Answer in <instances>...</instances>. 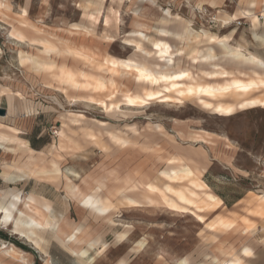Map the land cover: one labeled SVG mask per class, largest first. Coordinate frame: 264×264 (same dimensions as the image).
Returning a JSON list of instances; mask_svg holds the SVG:
<instances>
[{
	"label": "rangeland",
	"instance_id": "rangeland-1",
	"mask_svg": "<svg viewBox=\"0 0 264 264\" xmlns=\"http://www.w3.org/2000/svg\"><path fill=\"white\" fill-rule=\"evenodd\" d=\"M246 6V0H0V108L6 109V113L0 115V132H12L11 128H16L12 126L14 123L21 128L20 132L16 128L17 142L39 135L37 145L40 147L39 151L24 152L17 148L4 152L0 146V170L5 161L22 165L29 157L37 156L50 168L53 160L64 171L58 177L43 178L52 183V186L45 185L47 190L54 185L58 191H64L65 175L77 185L94 186L87 193L93 204L82 205L98 216L117 209L111 191L114 194L119 189L140 191L137 195L143 208L125 213L127 220L140 221L135 233L142 238L131 249L141 250L138 264H153L157 260L164 263L167 252L191 250L198 245L209 251L239 250L244 244L260 251L253 261L247 262L264 264L261 252L264 215L254 213L256 202L248 201L250 191L264 193V106L237 110L253 100L259 102L264 96V84H260L264 81V45L253 37L254 28L248 16H237L231 22L221 20V15L237 14ZM248 9L250 11L246 12H254L259 19L255 30L263 33L264 0H256V5ZM187 25L194 31H202L206 37L211 33L223 36L235 31L232 43L243 42L250 51L247 57L253 62V78L244 83H254L251 97L242 94V87L230 86L229 81L210 80L214 58L224 53L217 40L208 42L203 37L201 43L202 51L213 48L212 58L191 60L182 54V35ZM15 29H19L23 37L12 34ZM43 40L60 52H43ZM152 41L160 46L167 42L168 54L162 56L158 52L160 46L153 45ZM66 48L70 50H64ZM20 53L53 62L55 67H68L77 72L80 82L98 77L105 81V88L102 91L90 90L91 86L62 89L48 73L28 63L21 65ZM231 57L235 65L239 64V54ZM103 62L107 65L143 64L156 79L136 80L131 69L105 70ZM181 71H189V75L174 79L172 84V79L167 77ZM81 73L90 77L84 78ZM236 82L240 81L234 84ZM196 85L216 90L211 93L187 91L189 86ZM146 92L154 95L141 102ZM67 126L73 131H67L68 134L80 144L79 148L65 142L59 134V130L68 129ZM52 145L60 147L56 151L58 156L53 155L55 150L54 153L48 151ZM184 165L205 181L210 194L223 200V205L205 214V220L225 215L235 219L227 222H237V227L222 233L218 242H214L205 225L197 221V212L171 213L163 208L155 194L151 196L155 200L151 208L141 193L142 186L136 184L137 181H156L160 186L163 183L161 172ZM69 171H79L78 176L72 179ZM111 176L116 179L109 180ZM118 179H122V183L116 184ZM36 180V177L31 178L29 185L36 184ZM99 180L106 181V186L111 188L104 193L96 183ZM25 182H7L0 176V189L20 188ZM15 191L14 203L23 196ZM27 195L39 201L34 195ZM8 205L11 210V204ZM214 205L210 204L209 209ZM3 217L0 209V232L10 233L16 244L23 245L33 255L29 256V264H45L28 240L12 234ZM110 222L114 223L111 219ZM246 224H252V229H243ZM221 230L226 231L222 226ZM81 231L79 226L77 236ZM126 234V231L118 233L117 240L124 239ZM201 234L206 236L198 238ZM46 236L50 240L53 233L48 231ZM89 243L92 248L97 241ZM62 244L70 249L67 243ZM105 248L103 245L97 255ZM87 253L85 249V255ZM5 260L0 254V262L5 263ZM118 264H125V260Z\"/></svg>",
	"mask_w": 264,
	"mask_h": 264
},
{
	"label": "bare ground",
	"instance_id": "bare-ground-1",
	"mask_svg": "<svg viewBox=\"0 0 264 264\" xmlns=\"http://www.w3.org/2000/svg\"><path fill=\"white\" fill-rule=\"evenodd\" d=\"M246 2H247L246 9L251 7V6L256 5V0H246ZM246 9L243 11H240L239 12L240 15L248 16L251 19V23H252L253 27L258 26L260 24L258 17L254 14V12H246V11H250L249 9L248 10H246ZM262 16L264 19V13ZM221 20L230 21L231 19L230 18H222ZM255 32L253 33L254 38L258 39L260 43H264V34L258 35ZM11 33L15 34L16 37L17 36L20 38L23 37L22 32L19 29H15ZM171 33L174 35H179L178 32H176V33L171 32ZM203 37H206V35H204V33L202 31H194L190 27V25H187L184 32H183V35H182V38L184 40L183 46L181 48L182 54L186 55V57L190 58L191 60H197L200 58H206V59L212 58L214 56L212 47H207L206 50H203V51L201 49V43L203 42ZM218 37L219 36L216 35L215 33H211V34H208L206 38H207V41L210 42L212 40H216ZM43 42H44V40H43ZM152 44L160 46L159 43L156 41H152ZM43 46H44L43 52H45L46 54H51V53L58 54L60 52L51 43L44 42ZM168 48H169V44L167 42H163V45L160 46V49L158 50V52L161 53L162 56L165 57V54H168V52H169ZM64 50L69 51L70 49L66 48ZM167 58H168L169 62L172 61L171 57H167ZM45 59H49V57L48 58L45 57ZM88 59H90V58H88ZM19 63L21 65H25L28 63L31 66H33L35 69H37L39 71H43V72L48 73L49 75L53 76L54 80L57 82L58 86L62 89L69 88V87H71V88L72 87H74V88L75 87H77V88H88V86H91L90 90L102 91L103 88H105V83H104L105 81L100 80L98 77L92 78L93 80L91 79L90 81L88 79H85L84 82H80V80L76 74L77 72L75 73L71 69H69L68 67H65V66L55 67L54 66L55 64H53V62H50V61L43 62L42 59H40V58H34V57L20 53ZM102 65L106 66L105 70H112V71L131 69V71L134 75V78L136 80L137 79H144V80L153 81L156 79L153 77V72L151 71V69L148 66H145L143 64H139V63L130 64V63L121 62L120 64L107 65L103 62ZM169 68H170V66H169ZM86 74L81 73V76L84 78L90 77ZM188 75H189V71H181V72L173 74L167 78L172 79L171 83L173 84L175 82L174 79L184 77V76H188ZM253 84H247V85L236 84V85H234V87L248 88V87H251ZM260 84H264V81H261ZM187 91L188 92L203 91V92L211 93V92L215 91V88L211 87V86H207V85H205V86L196 85V86H189L187 88ZM152 95H154L153 92H146L143 95V97L141 98V102L147 101V99ZM255 102H258V100H253L250 103H255ZM259 102H264V96L262 99L259 100ZM220 108H222L224 110L229 109L228 107H222V106ZM67 128L68 129H65L64 127H62L59 130V134L65 140V142L66 141L69 143L71 142L77 148H79L80 144H78L75 140H73L71 138V136L68 134V132H73V131L70 129V127L67 126ZM11 131L12 132H10V133L2 132V131L0 132V146L2 147L4 152H11L13 150H16L17 148L20 149L21 151H24V152L34 151L27 145V143L25 141L17 142L18 140L15 137L16 133H17L16 128H11ZM14 144H15V146H14ZM135 146H137V145H135ZM59 148L60 147H56V145L55 146L52 145L49 147L48 151L50 153H54L53 150H55V153L53 155L58 156V153L56 151H59ZM40 159L37 156L36 157L35 156L29 157L28 162L25 164H22V165H15L12 163H7L5 161L3 163V168L0 171V176L3 178V180L13 183L16 181L28 179V178L33 177V176L37 177V178H55V177L62 175L63 169L61 170L60 166H58V163L51 160L50 161L51 162L50 168H47L45 165L42 164V162H41L42 160H40ZM169 160H170V157L166 159V161H169ZM67 171H66V173H67ZM69 172L71 174H73V176H72V179H73L74 176H78L79 171L77 173L74 171H69ZM79 175H80V173H79ZM160 175H161V178L163 180V183L160 186L158 185V183L156 181L155 182L149 181V182H145V183H143L141 181H137L136 184H139L142 186L141 193L144 194V197L146 199V201H145L146 203H148L150 205L153 204L155 202V200L152 199L151 196L153 194H155L159 200L158 202L166 210H169L170 212L182 213V212L188 211L190 213L193 212V214H195L198 209H202L204 207L210 206V204H211L210 201L214 197L212 194H210L208 192L209 186L202 179H200L198 177L196 172L191 167L184 165V167L178 168L176 170H172L170 172L163 171V172H161ZM65 178H66V189H67V193H68L69 197H71L72 199H76L81 204L88 205L89 203L90 204L92 203L88 194L83 193L80 190V188L78 187V185L72 182V180L68 177V175H65ZM115 179L116 178L115 177L113 178V176L109 177V180H115ZM122 181H123L122 179H118L116 184L122 183ZM105 182L106 181H104V180H99L96 183L99 184V186L101 188H103L105 191H108L110 189V187L108 188L106 186ZM14 191H9L8 193H4V194L0 195V209L3 210V213H4L3 218H5L6 225H9V228L13 234H17V235H20L21 237H24L26 240H28L30 243H32L37 248H41V241L44 238V237H42V235L45 233V231H48V230L52 231L53 235L55 237H57L62 242L67 243V244H69L70 242H77L80 240L81 237L79 238L77 236V232L79 231V226L75 227L74 230L71 231L70 233L64 235V237H61L60 236L61 231L59 232L58 222L55 221L56 218L54 220V219H51L52 217L51 218L49 217L50 216L49 213L51 210L50 205L46 204L43 206H41V205L39 206V205L35 204V202H36L35 199L30 195H24V196L18 197L16 199V203H14V201H15V198H14L15 195L13 193ZM122 191H124V190L119 189L117 191V193L122 192ZM123 199L125 200V203L127 205H134V204L138 205V204L142 203L141 201L134 199L128 195H124ZM104 202H105V200H104ZM8 203L11 204V208H12L11 210L9 209V205L7 206ZM95 204H98V203H95ZM106 204H108V202ZM20 206H22V208ZM93 206H95V205H93ZM162 206H161V208H162ZM114 208H116V207H113V209ZM153 208H154V204H153ZM217 218H219V217L217 216ZM207 225L210 226V223ZM0 226H1V222H0ZM222 227L225 228L226 232L232 231L237 227V222L231 223V222H227L225 220L222 223ZM243 229H245L246 231H249L246 227H244ZM120 239H122V238H120ZM44 240H45V238H44ZM71 251H72V253L74 252L77 255L85 256V249H79V250H72L71 249ZM0 254L7 256V257H10V258H13V259H16L17 261H20L24 264H29L28 258H27L28 254L26 255L23 251H20L19 249H17V247L15 248V246L12 244L0 242ZM40 254H42V253H40ZM225 260L226 259L219 260L218 264H225ZM49 261L50 260H46L45 263L49 264ZM231 262H232V260H231ZM87 264H91V260H89V262ZM177 264H182V260H179Z\"/></svg>",
	"mask_w": 264,
	"mask_h": 264
},
{
	"label": "crops",
	"instance_id": "crops-1",
	"mask_svg": "<svg viewBox=\"0 0 264 264\" xmlns=\"http://www.w3.org/2000/svg\"><path fill=\"white\" fill-rule=\"evenodd\" d=\"M221 16L222 18H230L231 20H234L236 19L237 16H242V15H240V13H237L234 15L223 14ZM221 23L226 24L228 22H221ZM257 27L258 26L253 27L254 30L252 32V35L256 31L255 29ZM234 33L235 31L233 30L228 34L219 36L220 38L218 37L216 39L217 41L215 42L221 45L222 51L224 53L220 55L219 58L216 57L214 58V63L212 64L213 69L211 72L210 80L224 81V82L229 81L232 83L230 86H234L236 84L247 85L244 83L249 82L251 78H253V73L251 70L253 66V62L247 57L248 52L250 51L247 50V47L243 42L232 43V41L235 39ZM255 33L258 34L257 31ZM262 34H264V32L258 35H262ZM259 44L264 45V43H260V42ZM234 53L239 54L241 56V58L237 60L239 62V64L237 65L234 64V60L231 57ZM234 81H240V82L238 83L236 82L234 84ZM225 88H227V86ZM253 89L254 86L243 88L242 94L246 97H251L252 96L251 92ZM263 104L264 102H255L252 104L249 103L247 105L245 104L239 106L237 110L254 108L257 106H264ZM5 113H6V109H5ZM12 126L16 127L20 132L21 128H19V126L14 125V123ZM38 138L39 135H32L23 140L26 141L27 145L32 150L39 151L40 147L37 145ZM31 178H35V177L33 176L28 179H25L26 182L20 188L8 187L7 190L0 189V195L14 190L20 191L21 195L23 196L27 194L34 195L37 199H39V201L35 200L36 201L35 204L39 206L40 205L43 206L46 204L50 205L51 210L49 213L50 215L49 217L50 218L52 217L51 219L54 220L56 218L55 221L58 222L59 232L61 231L60 232L61 237H64V235L73 231L74 228L77 226L82 227L81 233L78 234L79 238L81 237L80 240L77 242H70L68 244L69 248L72 250L88 249V253L85 256L77 255L74 252L72 253V251L66 248L62 244L61 240H57L54 237V235L53 238L48 240L46 236V232H48L49 231L48 230L45 231V233L43 232L44 234L42 235V237H44L45 240L43 238V240L41 241V248H37L32 243H30L33 246L32 249L38 254L39 259L42 262L45 263L46 260H50L49 264H84L85 262L92 259L91 264H118V262L123 259L125 260V264H138L137 262L141 257V250H131V249L135 246V243L142 238L140 235L135 233V228L138 224H140L139 223L140 221L136 220L135 218H133L132 220H127V218H125V213L140 211L141 208L143 207V203L138 205L136 204L127 205L123 203L122 200L124 195H128L134 199L141 201V198L137 195L140 193V191L124 190L122 191L123 193L118 192L116 194H114V191H111L112 192L111 199L116 204L117 209L110 214L108 213L107 214L108 216L107 215L98 216L91 213L87 207L83 206L76 199H72L71 197H69L66 188L64 191H58V189L53 185L51 189L47 190L45 185L51 184L52 186V183L43 178H37V177H36L37 178L36 184L29 185ZM78 187L83 193H89L94 188V186L83 187L81 185H78ZM107 187L109 188L110 186L107 184ZM15 192L16 191H14L13 193ZM103 192L105 193L106 191ZM213 197L214 198L210 202L211 204L215 203L216 205H214V207H211V209H209L208 207L198 210L197 221L204 225L206 224L205 229L207 228L206 230L209 233L208 236L214 237L215 238L214 242H218L220 241V237L224 235L222 233L226 232L221 230L222 223L225 220H235V219L229 218L225 215H219L218 216L219 218L216 217L215 219L206 221L205 220L206 213L213 211L218 207H220L221 205H223V200L219 196L214 194ZM248 201L256 202V207L253 210L254 213L262 216L264 215V193L256 194L255 192L250 191ZM151 206L153 205H150V207ZM20 207L22 208V206ZM110 219L113 220L114 223H111ZM242 220L247 222L246 218H242ZM209 223L210 226L207 225ZM245 227L248 230H251L252 224H246ZM123 231H126L127 234L124 239L118 241L117 234ZM11 236L12 235H10V233L0 232V242H5L7 244L14 245L15 247L23 251L26 255L28 254L27 258L29 259V256H31L29 251L26 250V248H24L23 245L16 244V242L11 238ZM197 236L198 238H200L199 236L204 238L206 234H201ZM93 240H96L97 243L92 248H89V242ZM198 241H200V239ZM127 242L130 243L128 244V246H126ZM103 245H106L105 250L101 254L97 255V251L100 250ZM120 250L121 252H119ZM256 251L257 250L254 249L250 244L242 245L239 250H235L232 248L229 250L215 249L209 251L202 249L198 245L197 248L191 250L185 249L182 250L181 252H173V251L171 253L167 252L168 253L166 257L167 259L165 258L164 263L159 262L157 260L153 264H177L179 260H182V264H218L219 260L222 259H226L225 264H230V263L250 264L247 261H253L260 252V251L258 252ZM261 252L264 254V249ZM4 258L6 259L5 263L0 262V264H14L15 262H17L16 264H24L20 261H17L16 259L7 256H4Z\"/></svg>",
	"mask_w": 264,
	"mask_h": 264
},
{
	"label": "water",
	"instance_id": "water-1",
	"mask_svg": "<svg viewBox=\"0 0 264 264\" xmlns=\"http://www.w3.org/2000/svg\"><path fill=\"white\" fill-rule=\"evenodd\" d=\"M5 114V109L0 108V115H4Z\"/></svg>",
	"mask_w": 264,
	"mask_h": 264
}]
</instances>
